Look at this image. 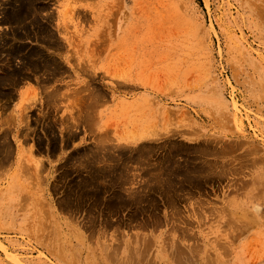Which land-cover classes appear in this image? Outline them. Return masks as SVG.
<instances>
[{"label": "rangeland", "instance_id": "obj_1", "mask_svg": "<svg viewBox=\"0 0 264 264\" xmlns=\"http://www.w3.org/2000/svg\"><path fill=\"white\" fill-rule=\"evenodd\" d=\"M35 1L0 0V264H264V0Z\"/></svg>", "mask_w": 264, "mask_h": 264}, {"label": "bare ground", "instance_id": "obj_2", "mask_svg": "<svg viewBox=\"0 0 264 264\" xmlns=\"http://www.w3.org/2000/svg\"><path fill=\"white\" fill-rule=\"evenodd\" d=\"M21 1H23V0H20V2H21ZM25 2H26V5H30L29 8H31L32 4H35L36 1H35V0H25ZM22 4H23V3H22ZM18 8H19V7H18ZM18 8H17V6H16V9H18ZM20 9H21V8H20ZM25 11H26V10H25ZM15 12H16V10H15ZM15 12H14V13H15ZM22 12H23V11H22ZM17 13H18V12H17ZM20 14H21V13H20ZM22 14H23V13H22ZM10 16H11V15H10ZM14 16H15V15H14ZM12 18H13V17H12ZM19 19H20V18H19ZM22 20H23V19H22ZM17 21H18V20H17ZM33 21H34V20H33ZM49 32H50V31H49ZM1 41H2V39H1ZM1 41H0V42H1ZM2 42H3V41H2ZM3 43H4V42H3ZM3 43H2V44H3ZM17 47H18V46H17ZM17 47H16V48H17ZM20 48H21V47H19L18 50H17V49H16V50H12V49H10V50L6 53V56H8V57L11 59L16 53L21 52L20 50H22V48H21V49H20ZM30 50H31V49H30ZM0 51H1V50H0ZM33 51H34V50H33ZM0 53H1V52H0ZM35 54H39V53L36 52ZM21 55H27V54H26V53H23V54H21ZM40 55H41V53L39 54V56H37V58L40 59V57L42 56V55H41V56H40ZM26 57H27V56H26ZM26 57H25L24 59H25L26 61H28ZM13 58H14V57H13ZM37 58H36V59H37ZM48 58H49V57H48ZM48 58H47V59H48ZM42 60H44V64H43V66H46V69H47V70H50V69H51L50 72H51L52 70H54V68L52 69L51 66H48V63H47V62L50 63V62H51V61H49L50 59H49V60H46V58H43ZM28 62H30V61H28ZM31 62H32V61H31ZM25 64H27V62H26ZM28 64H30V63H28ZM33 65H34V62H33ZM51 65H52V63H51ZM47 66H48V67H47ZM53 66H54V65H53ZM35 67H36V66H35ZM54 67H55V66H54ZM11 69H12V68H11ZM13 69H14V68H13ZM20 69H21V68H20ZM12 71H13V70H12ZM19 71H20V70H19ZM41 72H42V71H41ZM52 73H53V72H52ZM44 74H45V73H44ZM45 75H46V74H45ZM30 78H31V77H30ZM2 79H3V78H2ZM40 81H41V80H40ZM4 82H5V81H4ZM43 82H44V81H43ZM43 84H44V83H43ZM50 98H51V97H50ZM87 105H88V104H87ZM87 119H88V118H87ZM85 120H86V119H85ZM3 133H4V132H3ZM0 140H1V139H0ZM97 161H98V160H97ZM156 170H157V169H156ZM170 170H171V169H170ZM156 172H157V171H156ZM212 174H213V173H212ZM0 247H2V249L4 250L5 253H8V250L6 249V247H4L1 243H0Z\"/></svg>", "mask_w": 264, "mask_h": 264}]
</instances>
